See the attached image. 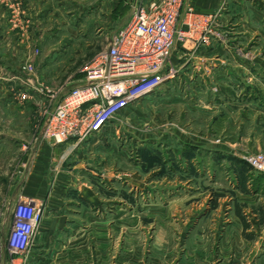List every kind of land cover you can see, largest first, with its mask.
<instances>
[{
	"label": "crops",
	"instance_id": "crops-1",
	"mask_svg": "<svg viewBox=\"0 0 264 264\" xmlns=\"http://www.w3.org/2000/svg\"><path fill=\"white\" fill-rule=\"evenodd\" d=\"M47 1L54 8L43 10L44 16L48 14L49 21L52 20L51 15L57 13L62 18L63 7L71 4L68 0ZM56 1H59L57 5ZM119 1H99L92 15L93 21H96L95 15L99 17L101 14L103 20L98 23L103 29L110 30L106 44L111 34L131 19L135 0H127L128 9L120 7ZM222 1L189 0V3L197 13L210 15L217 12ZM49 4L46 3L47 6ZM191 46L188 42L183 49H190ZM182 56V52L176 53L174 59L180 61ZM204 59L210 64L217 63L215 66L218 68L207 75L200 65L201 83L189 82L184 87H172L170 90L186 92L184 98L188 100L184 104L191 111L213 113L215 107L220 111L215 138L219 143L213 141L209 131L200 134L181 132L171 139L174 145H178L179 150L184 148V151L190 148L205 151L208 150L206 147L214 146L224 155L232 156H244L246 151H264V81L259 84L257 80L259 92L254 95L255 75L242 66L238 54L225 52ZM191 62L184 68L185 77L195 73L191 68H197V62L194 59ZM262 69L260 74H264V67ZM211 76L212 79H209ZM247 76H251L249 82L253 87L250 89L241 86L240 82ZM188 80L184 78V82ZM198 105L210 110H199L201 106ZM92 138L84 144L89 147V152H95L96 148ZM70 143L40 146L22 179L16 175L7 197L0 196V264H9L6 239L11 227L12 210L20 198L39 203L42 219L28 255L24 260L18 258L15 264H127L145 261L154 264H244L245 257L255 252V247L245 248L248 245L244 239L245 225L235 209L227 206L229 211L224 215L218 209L228 203L255 207V194L245 195L237 181L225 183L215 180L217 171L211 165L179 164L171 168L162 167L165 169L162 173L172 172L176 178L178 174L183 175V181L173 180L167 185L162 183L164 188L158 190L154 197L153 212L141 213L134 218L140 221L149 218L156 229L147 254L133 256L131 238L135 212L129 207L131 192L133 183L144 189L148 186L147 181L135 178L130 164L118 169L112 164L94 162L92 156L91 161L86 159L85 165L82 148L73 154L64 149ZM98 149L103 152L102 148ZM179 161L183 162V159L179 158ZM2 163L0 159V173L5 174ZM229 168L241 169L236 165ZM211 204H214L213 209ZM248 219L255 233V214L249 215Z\"/></svg>",
	"mask_w": 264,
	"mask_h": 264
},
{
	"label": "rangeland",
	"instance_id": "rangeland-1",
	"mask_svg": "<svg viewBox=\"0 0 264 264\" xmlns=\"http://www.w3.org/2000/svg\"><path fill=\"white\" fill-rule=\"evenodd\" d=\"M99 1L68 0L71 4L67 8L62 6V18L57 13L51 15L52 20L49 21L48 14L44 16L43 10L54 8L47 0H0V159L6 172L0 173V196L7 197L15 176L22 179L35 151L49 144L42 139L41 132L50 114L67 90L85 83L84 70L105 49L110 30L103 29L102 24L98 23L103 20L101 14L99 17L95 15L96 21L92 19ZM47 2L50 3L48 6ZM58 3L56 1V5ZM119 4L120 7L129 8L127 0H120ZM211 15L215 16V21L209 46L193 50L192 45V49L182 52V59L186 58L185 67L193 59L196 60L197 68H191L194 74L185 77L183 74L186 72L183 71L173 86L129 106L113 118L97 137L92 138L95 152H89V147L84 145L91 139L79 144L71 142L64 149L73 154L82 148L85 165L86 159L90 160L92 156L94 162L112 164L118 169L130 164L133 176L147 181L148 186L144 189H139L138 184L133 183L131 192L129 207L135 212L131 238L133 256L147 254L156 229L149 218L141 221L134 218H138L141 213L153 212L154 197L158 190L164 188L163 184L167 185L173 180L183 181V175L178 174L176 178L172 172L162 173L164 168L179 164L213 166L217 171L215 180L225 183L237 181L245 195L255 194V207L228 203L218 209L224 215L229 211L228 207L233 208L243 220L244 239L248 243L245 248L255 247V252L245 257L244 264H264V173L254 171L245 162L248 156L264 154V151H246L244 156H232L209 146L205 151L198 148L184 151V148H180L181 152L171 140L181 132L200 134L209 131L213 141L219 143L215 138L220 111L216 107L213 113L191 111L184 104L188 100L184 98L187 93L170 90L192 82L198 84L202 79L198 73L201 66L204 69H200L207 75L214 72L218 68L215 66L217 63H207L204 59L207 56H220L225 52L238 54L242 66L255 75L254 95L259 92L258 82L264 81V74H260L264 66H259L264 64V0H223L217 12ZM215 74L218 75V72L215 71ZM184 78L190 81L184 82ZM214 78L217 79V76L214 75ZM250 79L251 76H247L240 80L241 86L252 88ZM198 106H201L199 110H210L206 108L207 104L205 108L203 105ZM98 148H102L103 152ZM232 165L240 166L241 169H230ZM169 186L174 187L171 184ZM212 207L214 204H211ZM253 214L255 233L248 219ZM17 259L11 257L9 261L15 264ZM126 263L154 264L147 261Z\"/></svg>",
	"mask_w": 264,
	"mask_h": 264
},
{
	"label": "built area",
	"instance_id": "built-area-1",
	"mask_svg": "<svg viewBox=\"0 0 264 264\" xmlns=\"http://www.w3.org/2000/svg\"><path fill=\"white\" fill-rule=\"evenodd\" d=\"M214 21L213 15L197 13L189 0H135L130 21L111 34L105 49L84 70L85 83L62 95L42 129V139L54 146L79 144L100 134L129 106L173 86L186 64V58L176 61L175 54L184 52L188 42L193 50L207 48ZM245 162L264 173V154L248 156ZM11 217L6 250L9 259L24 260L42 207L20 198Z\"/></svg>",
	"mask_w": 264,
	"mask_h": 264
}]
</instances>
